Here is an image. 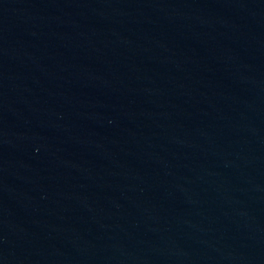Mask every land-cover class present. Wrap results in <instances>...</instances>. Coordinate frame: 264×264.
<instances>
[{
  "label": "water",
  "instance_id": "95a60500",
  "mask_svg": "<svg viewBox=\"0 0 264 264\" xmlns=\"http://www.w3.org/2000/svg\"><path fill=\"white\" fill-rule=\"evenodd\" d=\"M0 264H264V0H0Z\"/></svg>",
  "mask_w": 264,
  "mask_h": 264
}]
</instances>
